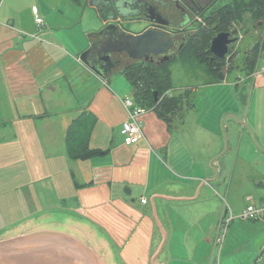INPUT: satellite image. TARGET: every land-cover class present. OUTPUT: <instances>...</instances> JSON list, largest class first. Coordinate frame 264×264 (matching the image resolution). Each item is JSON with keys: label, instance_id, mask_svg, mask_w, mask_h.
Instances as JSON below:
<instances>
[{"label": "crops", "instance_id": "obj_1", "mask_svg": "<svg viewBox=\"0 0 264 264\" xmlns=\"http://www.w3.org/2000/svg\"><path fill=\"white\" fill-rule=\"evenodd\" d=\"M58 8L60 5L53 10ZM34 10L42 26L36 24ZM50 15L45 0L0 1V143L21 157H30L31 162V155H38L41 160L36 164H44L40 169L45 168L54 181L59 175L70 180L68 193L60 202L69 225L81 237L59 232L88 245L102 264H170L169 260L173 263L180 258L198 262L196 248L189 241L182 245L188 246L185 255L177 254L181 243L176 237L187 236L199 219L209 218L205 238L215 244L223 209L215 200L214 195L221 198L215 185L222 190L225 184L219 177L227 167L224 155L232 153L235 146L230 143L231 136L228 134L222 151L201 155L199 146L207 137L216 136L217 129L203 124L200 134L192 136L181 132L179 125H185V120H174L176 125L173 121L169 127L152 109H145L138 118L143 137L127 144L121 125L130 121V116L123 101L133 98L125 92L120 95L109 84L117 69L122 73L129 58L119 55L122 64L103 76L95 74L80 61L94 40L93 34H87L82 46L73 41L77 53L69 54L63 38L54 32L65 29L63 20L54 22ZM237 71L224 73L218 83L204 80V85H223ZM245 79L237 75L230 85L237 89L242 81H250L252 92H259L263 100L264 75ZM229 99L232 111L216 101L208 103L222 111L224 118L218 116L217 126L229 133L227 123L231 122L234 134L236 126L249 123V112L247 109L244 116L238 102ZM248 103L249 108L251 100ZM83 112L94 118L89 147L97 152L78 161L67 155L65 131ZM256 123L260 126L257 133L250 124L251 138L263 147L264 116ZM242 138L243 134L237 136L235 154H239ZM60 163L61 169L56 166ZM141 199L146 202L142 204Z\"/></svg>", "mask_w": 264, "mask_h": 264}, {"label": "rangeland", "instance_id": "obj_2", "mask_svg": "<svg viewBox=\"0 0 264 264\" xmlns=\"http://www.w3.org/2000/svg\"><path fill=\"white\" fill-rule=\"evenodd\" d=\"M229 1L218 0L214 5L220 7ZM57 5H60L59 10H53ZM45 9L51 14L52 21L63 20L65 29L54 32L63 38V43L69 49L67 51L69 54L70 51L77 53L74 50L73 41L82 46L83 43H87V34L96 33L103 25L98 13L83 1L81 4H75L72 0H45ZM61 12L63 15L60 14ZM260 21H248L247 24L250 25L241 26V38L234 44L235 50L239 51L236 64L240 63L243 54L250 52L251 46L264 31V28L262 29L258 25ZM130 29L136 31L138 27L131 25ZM127 62L126 65L132 63V60ZM263 64L264 55L262 54L256 69L259 71ZM237 75L243 79L246 78L245 73L238 70L229 76L223 85L208 87V85H204L206 76L203 72L193 70L180 62L171 65L172 94L179 95L188 89L192 92L190 101L194 104V109L185 111L183 118H181V121H186L185 125H179L181 132L190 133L192 136L195 133L200 134L202 129L199 126L203 124L212 127V129H217L218 134L216 136L207 137L205 142H202L204 144L199 146L201 155L222 151L228 134L229 137L231 136L232 142L230 143L235 144L232 153L224 155L226 161L228 160L227 167L222 171L223 177H219L225 181L224 187L222 190H218L215 185V190L220 193V200L218 196L214 195L215 200L217 199L221 204V208L226 205L234 216L240 215L248 205L259 206L264 204V142L263 147L257 146L251 138L250 132L251 124L257 133L259 125L256 121L259 116H264V99L262 100L259 92H252L253 88L250 81L241 80L240 87L237 89L232 87L230 81ZM109 85L120 95L121 92H125L129 98H133V89L119 69L113 74ZM229 97H233L238 102V107L244 116L247 115V109L249 112L247 117L249 123L245 124V127L236 126L234 134L230 131L231 122L227 123L230 126L229 133L222 130L221 126H217L218 116L220 119L224 118L220 114L222 111L217 107H211L208 103V100L216 101L218 105L232 111L233 103ZM249 100H251V105L248 108ZM175 120L180 122V119ZM176 121H174V125H176ZM262 128L264 129L263 126ZM239 134H243V138L239 147V154H235ZM31 156L33 162H31L30 157H21L14 150L4 147L0 143V240L39 230L64 231L80 239L81 236L76 234V231L69 225V220L63 213V203L60 202V198L68 193L67 185L71 183L70 180L64 175H59L58 180L54 181L49 177L45 168L40 169L45 167L44 164L40 162L36 164L41 158L36 154ZM42 162L45 161L42 160ZM56 166L60 168L63 164L60 163ZM227 185L229 186L228 190L226 189ZM49 209H54V212H47ZM209 220V218L199 219L198 226L187 236L176 237V241L181 243L177 254L185 255L188 246L182 247V245L185 244V241H189L191 247L196 248L199 261H192V263L189 262L190 259L186 261L185 258H180L173 263L169 260L168 263L264 264V221L253 222L235 218L227 228L223 243L216 245L212 242H206L207 234L205 232ZM65 223H68L70 227L67 228ZM215 230L216 219L212 222L213 239ZM219 231L222 235V229Z\"/></svg>", "mask_w": 264, "mask_h": 264}, {"label": "trees", "instance_id": "obj_3", "mask_svg": "<svg viewBox=\"0 0 264 264\" xmlns=\"http://www.w3.org/2000/svg\"><path fill=\"white\" fill-rule=\"evenodd\" d=\"M82 1L72 0L75 4H81ZM255 20H261L260 27L263 29L264 0H231L205 18L193 37L169 60L154 63L132 61L124 66L122 74L133 89V102L145 109H152L171 127L175 119L181 120L184 112L193 107L190 90L186 89L179 95L172 94L173 63L180 62L193 70L203 72L207 84L218 83L220 73L231 74L237 70H242L246 77H250L264 52V31L251 46L250 52L242 55L239 64H236L239 51L235 50L234 45L229 47L225 58L214 57L209 51V46L212 38L218 33L235 34L237 26L250 25L247 22ZM93 127L94 118L87 112L72 119L65 131L66 151L70 159L85 161L95 155L97 151L89 147Z\"/></svg>", "mask_w": 264, "mask_h": 264}, {"label": "water", "instance_id": "obj_4", "mask_svg": "<svg viewBox=\"0 0 264 264\" xmlns=\"http://www.w3.org/2000/svg\"><path fill=\"white\" fill-rule=\"evenodd\" d=\"M237 42L228 32H220L210 42L209 51L217 58H225L229 46ZM95 51H84L80 61L92 72L103 76L118 66L111 54H125L132 61L152 62L161 56L160 62L170 59L166 52L173 45L163 33L152 30L138 35L122 31L106 33ZM93 56L95 65L87 60ZM223 80V74L218 75ZM156 96V93H154ZM0 264H102L99 256L88 245L75 237L53 230H39L0 240Z\"/></svg>", "mask_w": 264, "mask_h": 264}, {"label": "flooded vegetation", "instance_id": "obj_5", "mask_svg": "<svg viewBox=\"0 0 264 264\" xmlns=\"http://www.w3.org/2000/svg\"><path fill=\"white\" fill-rule=\"evenodd\" d=\"M216 1L218 0H83L103 21L102 27L93 34L94 40L84 51L93 52L101 47L100 42L106 33L122 31L127 35H138L152 30L161 32L172 40L173 45L166 54L173 56L193 37L203 20L219 8L214 5ZM131 25H137L138 30L130 29ZM241 26H234L236 33L231 34V37H237V40L241 38ZM119 55L123 54H111V58L120 65ZM87 60L95 65L93 56H88ZM160 60L161 56L153 57L152 62Z\"/></svg>", "mask_w": 264, "mask_h": 264}, {"label": "built area", "instance_id": "obj_6", "mask_svg": "<svg viewBox=\"0 0 264 264\" xmlns=\"http://www.w3.org/2000/svg\"><path fill=\"white\" fill-rule=\"evenodd\" d=\"M35 14V22L38 26L43 25L42 19L38 16L36 10H34ZM264 55V52L262 53ZM256 74L264 75V64L261 66L259 71L255 69L251 76ZM124 106L128 109V113L130 116V121L123 122L121 125V135L124 137V140L127 144H134L138 142L142 137V129L141 123L138 120L139 116L145 112V108L138 106L131 99H126L123 101ZM146 202L145 199H141V203L144 204ZM235 218H239L241 220H253V221H264V204L255 206L248 205L244 211L238 215L234 216L230 209L225 205L221 212V222L220 229H222L223 234H219L215 244H222L224 240L225 233L227 228L233 222Z\"/></svg>", "mask_w": 264, "mask_h": 264}]
</instances>
